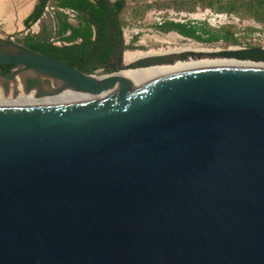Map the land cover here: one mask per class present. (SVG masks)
<instances>
[{"label": "water", "instance_id": "95a60500", "mask_svg": "<svg viewBox=\"0 0 264 264\" xmlns=\"http://www.w3.org/2000/svg\"><path fill=\"white\" fill-rule=\"evenodd\" d=\"M0 64V264H264L263 46Z\"/></svg>", "mask_w": 264, "mask_h": 264}, {"label": "trees", "instance_id": "16d2710c", "mask_svg": "<svg viewBox=\"0 0 264 264\" xmlns=\"http://www.w3.org/2000/svg\"><path fill=\"white\" fill-rule=\"evenodd\" d=\"M49 2L55 3L58 8L78 12V25L72 24L68 15L58 11L56 14L58 25L55 31L44 29L39 34H28L18 38L17 42L74 67H81L88 74H95L100 68H103L106 74L115 72L114 67L110 65L114 55L117 53L123 55L127 49L135 48L136 38L130 44L125 43L123 26L127 22L123 12L127 0H40L28 17L27 26L44 17ZM157 2L160 7L175 6L190 10L201 3L204 7L234 12L264 23V0H157ZM154 28L165 33L174 31L206 44L220 41L227 44L241 43L236 27L232 25L214 29L208 24L166 21L155 25ZM243 37L246 38V35ZM16 67L14 64H0V70L6 73ZM33 83L35 81H31V84Z\"/></svg>", "mask_w": 264, "mask_h": 264}, {"label": "rangeland", "instance_id": "374dc122", "mask_svg": "<svg viewBox=\"0 0 264 264\" xmlns=\"http://www.w3.org/2000/svg\"><path fill=\"white\" fill-rule=\"evenodd\" d=\"M34 2L35 0H28ZM53 6V4H51ZM207 8L212 7L206 6L204 7L201 3L197 4L195 9H185V8H177L175 6L170 7H160L158 5L157 0H127L126 9L123 12V16L127 22L124 28V37L125 43L130 44L132 43L133 39H135L134 45L135 48L127 49L123 55L125 58L126 63H129L133 59L127 58V54L136 52L139 56H143L146 54H156V53H163L167 51H175V50H182V49H193V50H200V49H207V50H217L228 48L231 45L236 47L238 44H227L225 42H218L212 44H206L197 42L193 39L184 37L179 35L176 32L165 33L160 30L155 29V25H159V22L156 19L157 13L159 11H174L179 15L174 16V19H170L169 15L165 14L166 20L165 21H175L178 22L179 20H186L189 19L188 17L181 18V13H194L197 12L199 9L205 10ZM217 11V10H216ZM57 9L52 10L50 13H47L45 16L46 18L42 21L49 23H53L55 21ZM243 20L248 22V26L246 31L253 32L254 30L259 29L262 33L261 40L257 41L256 43L250 46H264V23H260L256 21L254 18L249 16H241ZM189 23H192L189 21ZM200 24H207L205 22H199ZM198 23V24H199ZM209 25V24H208ZM210 26V25H209ZM260 26V27H259ZM216 29V28H214ZM10 33L0 32V35H8ZM12 38L16 41V39L23 37L21 32L15 31L14 33L10 34ZM240 42L244 40L243 36H239ZM200 43V44H199ZM240 43V44H241ZM249 46V47H250ZM96 75H103L106 74L103 68H100L96 73ZM66 93V92H64Z\"/></svg>", "mask_w": 264, "mask_h": 264}, {"label": "crops", "instance_id": "0c3cea01", "mask_svg": "<svg viewBox=\"0 0 264 264\" xmlns=\"http://www.w3.org/2000/svg\"><path fill=\"white\" fill-rule=\"evenodd\" d=\"M40 0H35L34 2L28 0H0V32L14 33L15 31L21 32L23 37L28 34H39L44 29L45 30H56L58 25V20L55 17L53 23H49L46 20L42 22L46 17L39 19L38 21L28 24V17L34 11L35 6ZM48 4H53L57 9L63 14L69 16V21L78 25V12L71 9L58 8L55 3L49 2Z\"/></svg>", "mask_w": 264, "mask_h": 264}, {"label": "built area", "instance_id": "2783aa9c", "mask_svg": "<svg viewBox=\"0 0 264 264\" xmlns=\"http://www.w3.org/2000/svg\"><path fill=\"white\" fill-rule=\"evenodd\" d=\"M55 9L56 8L54 6H51V4H48L46 6L45 15H47V13H50L52 10H55ZM166 12L170 16L169 17L170 19H174V16L179 15L178 13L174 11H159L156 16V19L159 22V24H163L166 22L165 21ZM188 16H189V19H186V20L181 19L178 22L189 23V21H191L193 24H198L199 22H205L209 24L211 27L216 28V29L222 28L227 25L235 26L236 31H237V36L246 35V38H244L242 43L236 46L237 48L249 47L250 45L261 40V36H262L261 31L257 29V30H254L253 32L247 33L246 29L248 26V22L246 20H243L241 17H239L234 12L232 13V12H226V11H216L211 8H207L205 10L199 9L197 12L190 13V14L181 13V18L188 17Z\"/></svg>", "mask_w": 264, "mask_h": 264}, {"label": "flooded vegetation", "instance_id": "af4514ba", "mask_svg": "<svg viewBox=\"0 0 264 264\" xmlns=\"http://www.w3.org/2000/svg\"><path fill=\"white\" fill-rule=\"evenodd\" d=\"M124 55V54H123ZM123 55L120 54H115L114 57L111 60L110 65L114 67V71H117L118 67L121 64V60L123 59ZM81 68V67H80ZM4 69V68H3ZM1 71V70H0ZM13 71V70H12ZM3 72V71H1ZM11 72V71H10ZM6 73V72H4ZM9 73V72H8ZM31 81H35V83L31 84ZM26 83H27V88L32 89V87L36 86L38 83L42 84L45 89H48L49 87H52L53 83L51 80L44 79V81L39 82L37 79L34 77H27L26 78Z\"/></svg>", "mask_w": 264, "mask_h": 264}, {"label": "bare ground", "instance_id": "6f19581e", "mask_svg": "<svg viewBox=\"0 0 264 264\" xmlns=\"http://www.w3.org/2000/svg\"><path fill=\"white\" fill-rule=\"evenodd\" d=\"M183 50H190V51H212V50H207V49H200V50H193V49H182V50H175V51H183ZM157 54V53H156ZM144 56V55H143ZM138 57H141L139 56L138 53L136 52H133V53H129L127 54V58L129 59H133L131 61H134L135 59H137ZM125 59V58H124ZM130 61V62H131ZM138 81H146V80H141L139 79ZM80 94H84V93H77V92H74V91H69V92H66V93H63V94H59V95H55V96H49V97H56V96H68V95H80Z\"/></svg>", "mask_w": 264, "mask_h": 264}]
</instances>
